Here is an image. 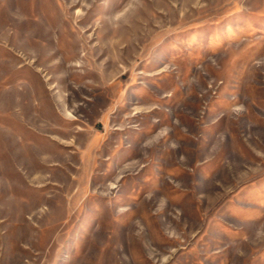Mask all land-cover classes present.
<instances>
[{
	"label": "rangeland",
	"instance_id": "rangeland-1",
	"mask_svg": "<svg viewBox=\"0 0 264 264\" xmlns=\"http://www.w3.org/2000/svg\"><path fill=\"white\" fill-rule=\"evenodd\" d=\"M0 264H264V0H0Z\"/></svg>",
	"mask_w": 264,
	"mask_h": 264
}]
</instances>
